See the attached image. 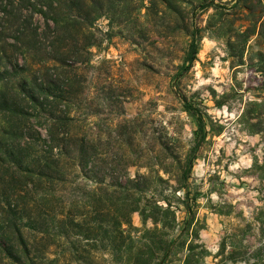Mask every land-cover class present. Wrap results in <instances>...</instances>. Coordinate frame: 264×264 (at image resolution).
I'll return each instance as SVG.
<instances>
[{
    "label": "trees",
    "instance_id": "trees-1",
    "mask_svg": "<svg viewBox=\"0 0 264 264\" xmlns=\"http://www.w3.org/2000/svg\"><path fill=\"white\" fill-rule=\"evenodd\" d=\"M121 5L124 12L125 0H0V264H97L92 252L99 250L107 254V264H207L211 254L200 239L203 226L197 225L196 200L188 188L208 134L206 112L179 95L195 126L174 187V193L182 191L176 196L185 213L180 223L164 191H155L165 179L131 175L126 161L118 172L98 167L97 146L76 123L83 93L76 66L88 64L90 49L98 46L96 22ZM212 6L210 0L199 7ZM252 35L242 32L244 43ZM200 39L194 25L175 78L197 60ZM256 63L264 77L263 52ZM159 145L168 151L165 142ZM253 165L264 173V158ZM260 180L264 185V174ZM90 182L107 196L90 200L96 188L88 186L85 202L65 198L66 189ZM134 213L140 227L132 223ZM254 220L260 239L246 244L245 229L225 234L213 256L220 264H264V207Z\"/></svg>",
    "mask_w": 264,
    "mask_h": 264
},
{
    "label": "rangeland",
    "instance_id": "rangeland-1",
    "mask_svg": "<svg viewBox=\"0 0 264 264\" xmlns=\"http://www.w3.org/2000/svg\"><path fill=\"white\" fill-rule=\"evenodd\" d=\"M209 1L125 0L124 12L121 5L99 19L98 46L90 49L88 64L76 66L83 93L75 112L77 126L88 129L97 146L98 167L108 171L114 166L118 172L126 161L132 164L131 175L161 176L165 181L155 191H164L178 223L185 213L176 199L182 191L174 193V187L195 128L179 95L206 112L208 134L193 162L188 188L196 200L197 225L203 226L200 239L211 254L205 261L220 264L213 256L225 234L245 229L246 244L260 239L254 217L264 207V173L253 164L264 158V77L256 63L257 54L264 53V0H242L235 7H230L233 0H212L215 6L200 9ZM223 4L226 8L217 7ZM194 25L201 34L197 60L175 78ZM242 32L256 35L244 43ZM160 142L171 155L160 150ZM88 186L96 188L90 200L107 196L90 182L66 189L65 198L85 202ZM132 223L141 226L136 213ZM92 255L97 264H107L103 251Z\"/></svg>",
    "mask_w": 264,
    "mask_h": 264
}]
</instances>
